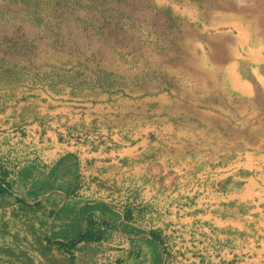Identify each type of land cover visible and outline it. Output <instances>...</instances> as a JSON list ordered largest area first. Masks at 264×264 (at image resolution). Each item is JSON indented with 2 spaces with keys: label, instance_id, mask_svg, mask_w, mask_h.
I'll list each match as a JSON object with an SVG mask.
<instances>
[{
  "label": "rangeland",
  "instance_id": "1",
  "mask_svg": "<svg viewBox=\"0 0 264 264\" xmlns=\"http://www.w3.org/2000/svg\"><path fill=\"white\" fill-rule=\"evenodd\" d=\"M234 67L264 97V0H0V105H25L10 129L23 139L7 141L0 164L28 162L22 152L51 132L93 151L166 116L193 128L225 102ZM33 121L42 128L30 135ZM11 194L0 190V264H111L97 244L53 241L51 211Z\"/></svg>",
  "mask_w": 264,
  "mask_h": 264
},
{
  "label": "crops",
  "instance_id": "2",
  "mask_svg": "<svg viewBox=\"0 0 264 264\" xmlns=\"http://www.w3.org/2000/svg\"><path fill=\"white\" fill-rule=\"evenodd\" d=\"M247 87L248 96L223 90L225 102L196 113L193 128L164 118L130 141L116 135L113 147L51 132L22 152L28 162L0 164V190L49 209L56 243L97 244L111 264H264V97ZM24 106L0 105V155L13 135L23 139L10 129Z\"/></svg>",
  "mask_w": 264,
  "mask_h": 264
},
{
  "label": "bare ground",
  "instance_id": "3",
  "mask_svg": "<svg viewBox=\"0 0 264 264\" xmlns=\"http://www.w3.org/2000/svg\"><path fill=\"white\" fill-rule=\"evenodd\" d=\"M233 69V68H232ZM231 69V70H232ZM227 84L228 85H231V86H233V87H237L239 90H241L242 92H244L245 91V84H244V82L238 77V75H236V73H235V67H234V72H233V70L231 71V73H229L228 74V76H227ZM239 100V99H238ZM163 104L159 107H157V109H156V112H157V114H161V112L163 111ZM33 108V107H32ZM27 110V109H26ZM28 111V110H27ZM168 118V116H166V119Z\"/></svg>",
  "mask_w": 264,
  "mask_h": 264
},
{
  "label": "trees",
  "instance_id": "4",
  "mask_svg": "<svg viewBox=\"0 0 264 264\" xmlns=\"http://www.w3.org/2000/svg\"><path fill=\"white\" fill-rule=\"evenodd\" d=\"M89 238H94L93 236H91L90 237V235L89 234H84L83 236H82V239H89Z\"/></svg>",
  "mask_w": 264,
  "mask_h": 264
}]
</instances>
